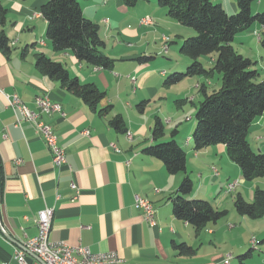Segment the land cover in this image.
Returning <instances> with one entry per match:
<instances>
[{
	"label": "crops",
	"instance_id": "0c3cea01",
	"mask_svg": "<svg viewBox=\"0 0 264 264\" xmlns=\"http://www.w3.org/2000/svg\"><path fill=\"white\" fill-rule=\"evenodd\" d=\"M45 1L1 0L6 8L3 28L14 40V45L9 54L0 50V88L5 93H17L33 109L35 97L44 94L61 104L64 115L53 112L42 114L40 119L53 127L58 144L65 150L67 162L59 167L53 165L50 150L35 133L31 122L22 121L18 126L14 125L15 114L0 93V226L5 230V233L0 230V264H19L13 257L14 249L24 238L37 233L36 214L44 207L53 208L49 241L65 242L70 246L82 244L93 252L114 251L120 262L112 264H219L225 254L234 255L226 252L225 248L210 251L211 245L215 247L212 235L217 228L208 229L211 236L208 244L199 239V248L195 247L193 227L175 218L171 207L170 196L183 174H169L162 161L142 151L152 144L155 116L160 119L165 116L161 105L170 102L169 95L156 82L159 84L167 74L182 70L189 62L186 56L183 60L171 57L173 55L168 53L173 47L170 45H174L173 49L176 47L177 54H180L178 46L185 38L183 28L188 29L187 36L192 34V30L170 18L157 5V0H138L132 7L122 0H79L83 14L99 25L100 36L105 41L104 52L114 59L112 68L105 69L79 61L71 50H53L46 37V20L40 12ZM229 4L227 8L222 3L228 12H235V0ZM263 4L264 1L260 0L256 8ZM143 17L152 18L153 23L141 25ZM262 31L264 27L255 24L244 35L257 36V51L263 58L264 50L259 42V32ZM163 32L171 33V37ZM145 33H152L154 40H144ZM125 38L133 42H126ZM159 39L167 43L164 51L170 56L167 60L157 58V54L150 51L152 43ZM235 42L244 44L249 41L240 35L235 37ZM39 52L63 63L71 76L83 83H94L104 91L106 97L99 106L111 104V111L100 115L80 97L62 87L59 81L40 72L35 66V54ZM141 55L153 56L155 65L151 66L154 64L151 61L138 62L137 57ZM201 84L204 83L197 82L195 87ZM171 90L174 96L172 115L166 120L174 125L172 129H178L177 139L186 150V157L199 156L212 162L218 154L227 156L223 144L194 150L190 139L194 122L181 130L177 105L182 108L187 99L192 103L195 98H188L180 90ZM156 96V109H151L153 106L149 107V102ZM143 100L145 107L140 111L137 104ZM149 109L156 111L150 114ZM113 114H121L126 121V135L108 123V117ZM177 116L179 121L175 119ZM251 127L264 130V113ZM85 130L88 134L83 133ZM169 137L165 131L164 138ZM252 147L264 152L262 144ZM237 173V180L242 179L240 169ZM190 175L192 178V173ZM225 178L228 179L229 175ZM206 180L218 181L220 185L224 182L221 174L214 175L212 171L200 173L196 185L193 181L192 197L209 199L208 196L214 194L211 191L213 187L208 190ZM71 183L78 190L74 200L75 191L71 190ZM154 188L160 191L155 193ZM137 195L151 200L155 209V225H150L143 212L135 208ZM217 205L220 204L217 202ZM201 233L196 237L199 238ZM173 241L186 242L195 248V252L180 255L173 248ZM200 252L203 254L197 255Z\"/></svg>",
	"mask_w": 264,
	"mask_h": 264
},
{
	"label": "trees",
	"instance_id": "16d2710c",
	"mask_svg": "<svg viewBox=\"0 0 264 264\" xmlns=\"http://www.w3.org/2000/svg\"><path fill=\"white\" fill-rule=\"evenodd\" d=\"M132 7L138 0H122ZM256 0H235L236 11L228 12L221 2L215 0H157V5L166 14L186 27L194 34L181 40L178 46L180 54L188 57L189 62L181 69L167 74L164 86L181 82L189 76H205L209 79L214 72L220 74L218 89L207 93L202 88V99L196 106L195 120L191 134L194 150L223 144L228 158L240 169L242 178L252 181L264 178V152L250 145L248 133L252 123L264 113V78L260 79L257 60L246 56L233 47L235 37L250 30L255 24L264 27V8L253 14L252 5ZM46 20V37L54 51L71 50L81 62L91 66L110 69L114 59L104 52L105 41L100 36L99 25L87 18L79 0H46L40 7ZM6 20V8L0 0V50L9 54L12 40L7 36L3 25ZM260 47L264 50V31L259 32ZM24 55V53H22ZM204 55H211V67H206ZM203 56V57H202ZM153 56L141 55L137 61L144 63ZM37 69L53 78L68 91L80 97L90 109L100 115L108 114L112 105L99 106L106 94L94 83H83L71 76L63 63L39 52L35 54ZM145 101L137 106L140 111ZM108 123L120 134H127V123L121 114L108 117ZM178 129L170 131L165 139L163 121L155 116L151 131L152 144L143 148V152L153 156L165 166L169 174L182 173L183 177L176 190L170 196L172 212L175 218L190 224L195 234L205 226L224 218L228 211L217 208L206 198L192 197L194 183L187 171L186 150L178 141ZM2 181V161L0 158V199ZM236 212L243 216L258 218L264 215V189L256 186L252 198L246 199L241 193L233 198ZM173 248L180 255H192L195 248L186 242L173 241ZM251 254V249L240 255L243 258Z\"/></svg>",
	"mask_w": 264,
	"mask_h": 264
},
{
	"label": "rangeland",
	"instance_id": "374dc122",
	"mask_svg": "<svg viewBox=\"0 0 264 264\" xmlns=\"http://www.w3.org/2000/svg\"><path fill=\"white\" fill-rule=\"evenodd\" d=\"M215 1L222 2L223 5L228 8V6L230 5L229 2L232 0H215ZM259 3H260V0H256L253 3L252 5L253 14L261 11L264 8L263 6L264 4L260 6L259 8H256V6ZM257 26H260V25H257ZM186 28H189L190 30H192L190 27H186ZM186 30L188 29L183 28V31H185L183 32V36L185 35V37L189 35L187 34L189 32H187ZM140 33L141 32L139 31L138 36ZM165 34L171 37V33L169 34L165 33ZM192 34H194L193 30H192ZM144 35H145L144 40H148V41L154 40L152 33H145ZM240 35H242L245 38V40H248L249 42L244 43V44L235 42L233 43L234 49L246 56H249L257 60V67L260 70L259 77L260 79L264 78V54H263V58L258 54L257 36L249 35L247 33L245 35L244 33H241V34L239 33L237 36L239 37ZM158 37H160V35H158ZM125 41L130 42V43L133 42V40L127 39V38H125ZM152 45L153 47L150 48L152 49L150 51H152L153 53H156L157 58L159 56L160 58H164L165 60H167V58L170 57L168 54H170V55H173L171 57L183 60V57L185 56L182 54L180 55L179 53L178 55L176 51L177 50L176 47L175 49H173L174 45H170L173 47L172 48L173 50L172 49L169 50L168 54L165 53L164 51L166 50L167 43H164L160 39L157 40L155 43H152ZM163 52L165 54L161 55V53ZM203 59L204 60L202 61L204 65L208 68L211 67V64H212L211 55H204ZM150 61L155 62V59L154 60L152 59ZM150 65L153 66L155 65V63L150 64ZM185 70H186V67L184 68V70H182V72H184ZM220 76L221 75L218 74L217 72H214L213 75L209 77V79H207L205 76H200V75L199 76H189V77H185L181 82L170 85L168 87L163 85V81H161L159 84H158V81L156 82V84L159 85V88H163V91L169 95L168 101H170L169 103L171 104L170 105L166 101L164 102V104L161 105L162 109H164L165 111V116H163L161 119L164 123V129L167 134H169V131H171V129L174 127L172 123H168L166 120L168 119V117H170V115H172V111L170 110H171V106L173 105L174 96H173V92L171 88H173V90H180L182 94H184L190 99L195 98V99H192L194 103L193 102L190 103L189 101H187L188 100L187 99L184 102V104H182L183 105L182 108H180V106L177 105V108L180 111L179 118H180L181 124L179 127L180 129L182 128L181 130L183 129L185 130L187 125L191 124L192 122L196 123V120H195L196 106L199 103L200 99H202L203 97L202 88L197 87V86L195 87V84L197 82L204 83L203 89L207 93H210L213 90L218 89V87L220 86ZM168 88L170 90H168ZM157 101H158V98L156 96V98H153V100L149 102V107H151L152 105L153 107L151 109H156L155 102ZM151 109H149L148 111V113L150 114L156 111V110H151ZM175 119L179 121L178 116ZM258 136H262V137L258 138ZM248 140L252 146H257V144L264 145V130H260L259 127H256V128L251 127V130L248 134ZM219 155L220 154H218L217 158H213L212 162H207L205 158H202L199 156L196 158H192L190 155H188L186 157V163L188 166V170L190 173H192V178H193L195 185L200 179V173L204 174L205 172H209V171H212L213 173V170H214L218 174H221V179L224 181L221 183V185L217 183L218 181L210 182L209 180H206V186L208 185V190L211 189V187L214 188V189H211V191L212 190L214 191V194L213 195L210 194L208 196L209 198L208 200L211 201L214 207H217L219 209L225 208L228 211L227 215L224 218L220 219L217 223H212V222L208 223L207 227H205L206 229L204 228L202 230V233L199 236V238L196 237L194 233L195 247L199 248V245H200L199 239H202L203 243L208 244V241L211 240V236L208 235L209 234L208 229L217 228V231L214 233V235H212V240H213V243L215 244V247L211 245L210 251L212 252L215 251V248L217 249L225 248L226 252L228 253L231 252L234 254L230 258L229 264H241L240 255L244 254L246 251L251 249V254L243 258L242 260L243 263L244 264H264V215L258 218H251L248 216H243L236 212L234 205H233V198L238 192H240L246 199L248 198L249 200L251 199L250 192H252L256 186L260 185L261 188H264V178H259V179L252 180V181H246L243 178L240 180H237V177H238L237 170H239V167L234 162H232L230 159H228L225 153H223L222 157H220ZM204 163L206 164L204 165ZM225 175H229V178L226 179ZM234 181L238 182L236 183L234 189L231 190L230 192L226 191L228 185ZM217 202L220 204L219 206L217 205ZM202 254L203 253L200 252L197 255H202Z\"/></svg>",
	"mask_w": 264,
	"mask_h": 264
},
{
	"label": "built area",
	"instance_id": "2783aa9c",
	"mask_svg": "<svg viewBox=\"0 0 264 264\" xmlns=\"http://www.w3.org/2000/svg\"><path fill=\"white\" fill-rule=\"evenodd\" d=\"M152 23L153 20L150 17L140 19L141 25H150ZM12 43H14V40H12ZM0 93L4 95L7 106L15 114L14 125L18 126L22 121L31 122L35 133L43 139L50 150L53 165L59 167L65 164L67 162L66 153L64 148L58 144L56 132L50 124L40 119L42 114L53 112L64 115L61 104L50 100L48 95L44 94L35 97V109H33L27 106L17 93H5L1 88ZM83 133L88 134V131L85 130ZM213 174L218 173L213 170ZM236 183L238 182L234 181L231 189L235 187ZM70 188L75 191V195L72 197L74 200L77 197L78 190L74 183L70 184ZM56 198H59L58 194ZM134 206L143 212L144 218L150 225H155V209L151 201L137 195ZM52 216L53 208L51 207H44L37 212L35 218L37 233L34 236L24 238L20 241L19 246L14 249L13 257L19 264H112L120 262L118 255L114 251L93 252L86 245L78 244L70 246L65 242L49 241L48 234L51 228ZM0 230L2 233H5V230L1 226ZM231 257V254L224 255L220 263L229 264ZM1 264L9 263L2 262Z\"/></svg>",
	"mask_w": 264,
	"mask_h": 264
},
{
	"label": "bare ground",
	"instance_id": "6f19581e",
	"mask_svg": "<svg viewBox=\"0 0 264 264\" xmlns=\"http://www.w3.org/2000/svg\"><path fill=\"white\" fill-rule=\"evenodd\" d=\"M42 43V42H41ZM167 48V47H166ZM233 184H234V182L233 183H230L229 185H228V187H227V189L226 190H229V189H231V186H233ZM234 189V187H232V189L231 190H233ZM231 190H229V192L231 191ZM154 192L155 193H157V192H159V189H154ZM141 198H145L146 200H148V201H151L149 198H147V197H143V196H140Z\"/></svg>",
	"mask_w": 264,
	"mask_h": 264
}]
</instances>
